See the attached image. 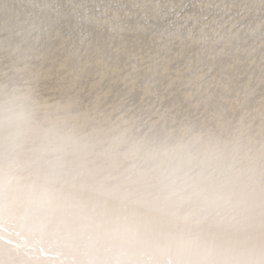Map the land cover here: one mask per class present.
Instances as JSON below:
<instances>
[{
  "label": "bare ground",
  "instance_id": "6f19581e",
  "mask_svg": "<svg viewBox=\"0 0 264 264\" xmlns=\"http://www.w3.org/2000/svg\"><path fill=\"white\" fill-rule=\"evenodd\" d=\"M47 4L0 0V264H264V98L53 91Z\"/></svg>",
  "mask_w": 264,
  "mask_h": 264
},
{
  "label": "snow or ice",
  "instance_id": "6c2138e0",
  "mask_svg": "<svg viewBox=\"0 0 264 264\" xmlns=\"http://www.w3.org/2000/svg\"><path fill=\"white\" fill-rule=\"evenodd\" d=\"M46 86L151 109L264 98V0H48Z\"/></svg>",
  "mask_w": 264,
  "mask_h": 264
}]
</instances>
